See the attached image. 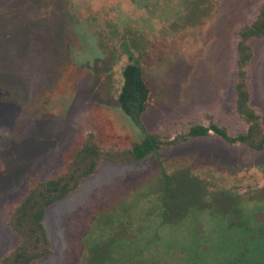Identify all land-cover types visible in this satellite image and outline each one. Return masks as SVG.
Returning a JSON list of instances; mask_svg holds the SVG:
<instances>
[{
	"label": "rangeland",
	"instance_id": "374dc122",
	"mask_svg": "<svg viewBox=\"0 0 264 264\" xmlns=\"http://www.w3.org/2000/svg\"><path fill=\"white\" fill-rule=\"evenodd\" d=\"M263 4L0 0V263L20 244L12 210L33 184L66 173L89 134L103 152L141 143L118 104L128 52L152 93L147 132L180 138L209 116L244 132L235 48ZM249 44L264 128V38ZM44 225L53 254L38 264H264V151L211 136L135 164L102 161Z\"/></svg>",
	"mask_w": 264,
	"mask_h": 264
},
{
	"label": "trees",
	"instance_id": "16d2710c",
	"mask_svg": "<svg viewBox=\"0 0 264 264\" xmlns=\"http://www.w3.org/2000/svg\"><path fill=\"white\" fill-rule=\"evenodd\" d=\"M263 38L264 4L257 18L250 24L244 25L238 32L235 48L237 72L234 84V107L238 116L247 125V129L236 136H230L226 128L215 123L212 116H209L208 126L194 125L180 138L165 139L160 134L147 132L143 116L152 99V93L145 81L142 66L133 54L128 52L129 61L122 70L123 84L118 96V104L122 114L143 134L141 143L135 144L132 150L127 152H103L95 142L94 135L89 134L83 147L68 163L66 173L33 184L12 210L9 226L20 238V244L0 264H38L53 254L44 225L47 212L75 193L84 180L95 174L102 161L112 164H135L158 154L161 149H170L183 142L211 136L219 137L231 146L240 144L255 152L264 151L262 119L251 106L246 72V67L253 57L249 43ZM102 261L97 262L101 264Z\"/></svg>",
	"mask_w": 264,
	"mask_h": 264
}]
</instances>
